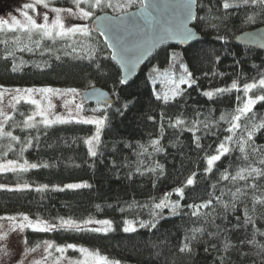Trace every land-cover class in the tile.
Segmentation results:
<instances>
[{"label":"trees","instance_id":"1","mask_svg":"<svg viewBox=\"0 0 264 264\" xmlns=\"http://www.w3.org/2000/svg\"><path fill=\"white\" fill-rule=\"evenodd\" d=\"M119 2L123 4L125 0ZM222 3L223 0H198L194 27L202 40L187 48H160L126 86L120 83V70L111 60L107 46L90 28L87 36L78 33L55 42L44 39L39 45L35 43L39 39L36 35L29 40L20 31H0V87L50 86L82 92L102 87L114 99L111 107L84 105L86 114L101 117L103 113L108 117L95 157L84 143L94 133L91 124L71 122L45 128L37 123L36 128L26 129L22 122L34 109L24 102L17 104L8 116L11 119L4 121V131H11L19 142L0 136V160H27L48 167L0 173L2 183L28 185L24 189H0V216L28 215L54 222L61 218L112 221V230L107 234L92 229L29 230V248L45 241L76 244L121 264H264V205L255 203L256 199L264 200V177L232 179L248 166L237 142L247 140V130L242 127L234 133L226 131L231 127L230 114L240 106L237 97H244L243 84L258 81L264 75V53L236 43L239 34L264 27V6L250 3L229 9L226 14ZM55 4L75 7L72 0H56ZM141 6L142 0H133L125 8L96 9L91 21L103 12L120 15ZM249 16L254 20L248 21ZM177 53L180 59H174ZM181 64L192 72L196 83L191 87L180 85L182 94L169 103L158 100L157 95L169 92L173 81L186 75ZM233 80L240 91L215 93L217 88L231 89ZM205 91H212L213 97L204 96ZM221 115L227 118L221 120ZM249 115H254L259 123L264 117V102L258 103ZM178 118L189 127L199 121V131L193 133L184 125L170 127V122ZM194 135L200 138L199 148ZM229 135L233 137L230 142L225 140ZM157 139L162 148L159 152L152 147V141ZM220 142H226L231 151L211 171H206V157L215 154ZM248 143L257 148L264 146V129L257 130ZM246 150L251 152L247 146ZM259 159V153L255 159L250 156L251 166L264 168ZM192 173L196 174L195 183L184 187V197L171 196L181 205L179 215L172 213L171 199L169 207H154L168 192L183 186ZM80 182L90 187L64 188ZM44 185L48 187L37 191ZM206 203L207 207L199 208L196 216L191 214L194 209L187 207ZM246 209L253 218L252 224L244 223ZM154 212L162 217L155 228L123 231L125 220L136 224L150 222ZM193 236L195 240H191ZM186 237L190 240V253L180 251L189 242ZM225 243L232 247L225 250Z\"/></svg>","mask_w":264,"mask_h":264},{"label":"snow or ice","instance_id":"2","mask_svg":"<svg viewBox=\"0 0 264 264\" xmlns=\"http://www.w3.org/2000/svg\"><path fill=\"white\" fill-rule=\"evenodd\" d=\"M51 0H32L31 3H25L23 5V10H21L20 15L23 17V20L18 19L16 16H12L10 20L8 19H0V31H4L7 29L11 32L20 31L27 34V37L29 40L32 39L33 35H36L39 37L38 40L35 41L37 45H39L40 40L48 39L55 42L57 38H67L70 36H75L78 33L83 34L87 36L89 34V30L85 27H79V26H68L65 23L64 16H62V13H66L68 16H76L77 19H84V18H91L93 16V9H104V8H125L128 7L133 0H125V3L121 4L119 0H116V3H113V0H72L73 5L75 6L76 11L74 12L73 8H60V7H50ZM196 3V0H186L184 4L181 5V12H182V21L180 25L177 28H165L163 30V33L166 35H179L185 40H191L196 34L187 26V21L196 19V16L193 13V5ZM261 5L264 6V0H223L222 8L225 10V13L227 14V11L229 9L233 8H239L242 5ZM87 4V10L85 8L81 7V5ZM41 6L43 9L48 10L52 13H55V18L52 19L48 15V11L40 12L38 11V7ZM33 13V14H30ZM37 17L42 20V22H38ZM99 20L100 18L97 17ZM248 21H253L254 17L249 16ZM103 20L106 22V26H111L113 28L118 27L119 25L124 24L126 21L121 18H117L115 20L110 19L109 17L105 16ZM128 23H134V20H128ZM218 39H224V37H217ZM19 39V38H17ZM23 50V49H21ZM127 49L122 48V61H124L128 65V70L131 72L132 68L134 67V62L131 60H127L124 53H126ZM59 59V57H57ZM174 59H180V54L177 53L174 55ZM218 59V58H217ZM181 67L184 68V73L186 75H182L178 82L173 81L174 87L169 90V92H165L163 96L157 95L158 100H163L164 103H169L170 100H175L176 97L180 96L182 94V90L180 89V85L187 84L189 87L194 85L196 83V79L193 77L192 72L188 70L187 67H185L183 64H181ZM16 68H13V71H15ZM126 80H121L120 83L124 84ZM235 89L237 91H240V88L238 87V84L235 80L231 83V89L229 88H217L215 89V93L217 94H224L226 92H229L230 90ZM258 89L259 91L254 93L253 90ZM243 93L244 97H237V100L240 102V106H238L234 113H231V119L228 121V123L231 124V127L226 129L229 133H234L236 130L241 129L242 127L247 130V140L239 139L237 142L239 143V151L242 153V159L245 161H248V166L246 168H241L235 176L232 177L233 180L235 179H241L244 180L246 177H253V179H259L261 177H264V168H256L252 167L251 163L252 161L249 160V157L252 156L253 159H255V154L259 153L260 159L259 163L264 165V146H261L259 148L253 147L248 142L252 141L254 134L259 129H264V117H261V120L259 123L256 122L254 115H249L253 113L254 108L258 103L264 102V75H261V78L258 81H254L253 83H247L245 82L243 84ZM7 91V90H5ZM14 95L12 97L13 100L17 104H19L21 101H24L27 104L35 105L36 111L28 115L26 119L22 122V127L26 129L36 128L37 123L42 124L45 128H49L54 124H67L71 123L73 120V114L69 112L68 118L62 117L60 115H55L54 118H50L53 116V113L51 112V109L55 107L54 104H52L51 100L48 98L49 94L51 95H62L66 93H72L73 95H79L76 89H67V90H60V89H52V88H25L20 89L16 88L13 90ZM33 93H40L43 94L44 99L47 100V107H45L40 101L33 98ZM249 93H253L252 95H249ZM203 95L211 99L214 95L212 91H205L203 92ZM4 93L0 92V101L3 100ZM108 107H111V104L108 105ZM83 111V104L77 103L75 104V112L76 116L74 117L76 123H83V124H94L96 126V130L93 136H91L88 139L84 140V143L89 146L88 151L89 154L93 157L97 155L96 152V146L100 142V136L101 131L103 127L105 126V122L108 119L106 114L101 115V118H82L79 116V113ZM23 115V113H21ZM0 116H4L6 120L11 119V117L6 116V114L0 110ZM40 117V120L37 121L36 118ZM151 119V117H149ZM227 117L226 115H221L220 119L225 120ZM246 118V119H245ZM244 119V123L242 124L241 121ZM199 121H193L188 126L187 122L183 119H176L174 123L170 122L169 126L173 128H178L181 125H184L185 127H188V130L193 131H199L198 128ZM21 126V125H17ZM204 127H208L207 124H204ZM47 134V133H45ZM163 134V125L161 126V135ZM0 136H7L13 141L19 142V138L17 136H14L11 131L5 132L3 127H0ZM199 137H196L194 135V141L196 142V146L199 148ZM233 137L231 135L227 136L225 138L226 141H232ZM31 142L29 141V146ZM160 141L153 140L152 141V147L155 149V151L159 152L162 151V148L159 147ZM247 148L251 149V152L246 150ZM10 147V146H9ZM23 151V149L21 150ZM230 148L227 146L226 142H220L218 146L215 149V154H209L206 157V164L207 168L206 171H211L214 164L221 159L222 156H225L230 152ZM48 167L47 164L44 165H38L36 163H29L27 160L23 162V164H17L16 161L8 160L7 163L0 164V172L4 171H16L19 169L20 171H27L29 168L36 169L38 167ZM158 167L161 168L162 166ZM154 171V170H153ZM195 173H192L189 177L186 179V183L181 186L174 189L177 196L183 198L184 193V187L191 186L195 183ZM225 179H227V175L224 176ZM3 185H0V188H3ZM23 187L27 188L28 185H24ZM47 185L42 186V188H37V191H42L43 188H47ZM90 187V185L84 183V184H66L64 185V188L67 189H79V188H87ZM253 188L256 187L254 184L252 186ZM63 190V189H60ZM240 189H237V192H239ZM235 196V193L233 194ZM255 203H259L261 205H264V200L256 199ZM156 209H163L166 207H169V195H165L159 203L155 204L154 206ZM171 211L174 215H179L180 212L178 211L181 208V205L179 201H174L171 203ZM187 207L194 209V211L191 213L193 216L198 215V210L201 207H207V203L204 205H187ZM228 206L225 205V208ZM233 208H235V204L232 205ZM162 218L160 216L159 212H154L152 214V221L150 222H139L140 228H146L151 227L155 228L157 223H159V219ZM9 220H15V217H8ZM239 219V218H237ZM21 223L18 225H14L15 228H19L20 230H23L24 228H31L34 231H51L53 229H72L77 231H82L83 228L80 223H77L76 221H73L71 219L64 220L63 218L60 219L59 224H50L48 222H41L37 221L36 223H33L28 216H23ZM92 223H98L101 225L106 226L103 229H93V231H103L105 234H107L108 231L111 230L112 221L110 220H99V221H93V220H86L84 221V224H92ZM245 224H252L254 223L252 216L248 215L247 209L245 210ZM124 227L123 231L125 233H134L137 231L136 226L132 223V221L125 220L124 221ZM195 231H200L199 229ZM264 235V233H262ZM5 236H0V240L5 239ZM186 242L183 244V246L180 248L181 252H191L192 249L190 247V240L188 237L185 238ZM196 237H191V240H195ZM46 248H52V244L45 241ZM69 249H76V245L68 244L66 246ZM230 247H232L231 244L225 243L224 248L225 250H228ZM261 249L264 250V245H261ZM207 251V249H205ZM3 251V254L5 256L9 255L6 249L0 250ZM36 248H31L28 250V252H35ZM57 252L63 253L65 251L64 247H57ZM79 252L82 253L85 257L83 261H79L78 264H89V259H91L94 264H120V261H110L108 257L101 255L98 251H89L87 248H79ZM25 259H27V254L25 255ZM23 264V261L21 262ZM33 264H40L39 261H33ZM57 264H59V261L57 260ZM71 264V262H70Z\"/></svg>","mask_w":264,"mask_h":264},{"label":"water","instance_id":"3","mask_svg":"<svg viewBox=\"0 0 264 264\" xmlns=\"http://www.w3.org/2000/svg\"><path fill=\"white\" fill-rule=\"evenodd\" d=\"M186 0H142V6L120 15L102 13L90 23V30L102 39L110 52L111 60L116 63L121 73V80H126L123 86L132 82L146 66L154 53L164 46L187 48L191 44L201 41L202 37L195 29L196 19L187 21V26L195 36L185 40L179 35L161 34L165 28H177L182 21L181 5ZM197 2L193 5V13L197 17ZM121 18L126 22L116 28L106 26L103 18ZM134 20V23H128ZM236 43L244 47L257 49L264 53V27L245 31L236 37ZM122 48L127 60L134 62L131 72L128 65L122 61ZM82 103L113 105L111 94L102 87H94L82 94Z\"/></svg>","mask_w":264,"mask_h":264},{"label":"rangeland","instance_id":"4","mask_svg":"<svg viewBox=\"0 0 264 264\" xmlns=\"http://www.w3.org/2000/svg\"><path fill=\"white\" fill-rule=\"evenodd\" d=\"M31 2L32 0H3L2 2L0 0V7H1L0 19L10 20L12 16H16L18 19L23 20V17L20 15L21 10H23V5L25 3H31ZM37 7H38V11L40 12L46 11L41 6H37ZM50 7H55V6L50 4ZM81 7L87 10L88 6L87 4H83L81 5ZM73 10L74 12L76 11L75 7H73ZM94 10L95 9H93V11ZM50 13L52 14L50 18L54 19L55 13H52V12ZM30 14H33V13L30 12ZM62 16H64L65 23L68 26H79V27H85L87 29L90 28V21L92 17L84 18V19H77L76 16H68L66 13H62ZM37 19H38V22H42V20H40L39 17H37ZM5 30L7 31V29ZM29 88H34V89L52 88V89H60L62 90V92L63 90H67L64 88L62 89V88H55V87H50V86L29 87ZM14 89L16 88L0 87V92L4 93L3 100L0 101V110H2L6 114V116H9L11 112L13 111V109L15 108V106H17V103L15 102V100L12 99L14 95V91H13ZM20 89H25V88H20ZM77 92L79 93V95H73L72 93H66V94H62L59 96L49 94L48 98L51 100L52 104L55 105V107L51 109L53 116L50 118H54L55 115H60L62 117L68 118V114L69 112H71L73 114L72 122H75V119H74V117L76 116L75 104L82 103V94H83L82 91L77 90ZM33 98L40 101L45 107H47V100L44 99L43 94L33 93ZM21 102H24V101H21ZM32 106L34 109L32 112L33 114L37 109L35 105H32ZM79 116L82 118H93V117L101 118L100 116L86 114L84 111V104H83V111L79 113ZM5 120L6 119L4 116H0V127L4 126L3 124ZM36 120L37 121L40 120V117H37ZM91 125H93L96 130V126L94 124H91ZM95 130H94V133H95ZM94 133L91 136H93ZM9 160H13V159H9ZM7 161L8 160H0V164L7 163ZM13 161H16L17 164H23V162H20L18 160H13ZM84 183L85 182L74 183V184H84ZM0 185L4 186L3 188H0V189H8V190H17V189L25 188L23 187L24 185H10L7 183H2V182H0ZM175 194L176 193L173 190V191L168 192L166 195H169V200H170L171 196ZM170 201H175V200L171 199ZM23 216L25 215L0 216V236L6 237L5 239L0 240V250L6 249L7 252L9 253V255L5 256L3 254V251H0V264H21L22 261H23V264H33V261H39L40 264H57V260L59 261V264H70V262L71 264H78L79 261H83L85 259L84 255L79 252V248L83 246L73 244V245H76V249H69L66 247L68 244L58 245L54 243L53 241H47L53 245L52 248H46V245L44 242L43 244L36 247L35 252H28V250L31 248L28 247L27 240H26V233L29 230L30 231H34V230L31 228H24L23 230H20L18 227L14 229V225H18L19 223L23 222L22 221ZM8 217H15L16 219L9 220ZM28 217L33 223H36L37 221H41V222H48L50 224H59L60 222V221L54 222V221H48V220H42V219H35L30 216ZM64 220H69V219H64ZM90 220L99 221V220H105V219H90ZM76 222L80 223L83 229L93 230V229H103L106 227L98 223L84 224V221H76ZM133 224L136 226V229L140 228L139 224H136V223H133ZM54 230H57V229H53L51 231H54ZM111 230H112V225H111ZM51 231H43V232H51ZM38 232H41V231H38ZM98 232L104 233L103 231H98ZM57 247H64L65 251L63 253L57 252L56 251ZM83 248H87V247H83ZM89 251H95V250L89 249ZM26 254H27V259H25ZM109 260L114 261L111 259ZM89 264H94V262L91 259H89Z\"/></svg>","mask_w":264,"mask_h":264},{"label":"flooded vegetation","instance_id":"5","mask_svg":"<svg viewBox=\"0 0 264 264\" xmlns=\"http://www.w3.org/2000/svg\"><path fill=\"white\" fill-rule=\"evenodd\" d=\"M2 1H3V0H1V2H2ZM55 3H56V0H51V2H50V4H51V5H54L55 7L65 8V7H61V6H59V5H56ZM0 9H1V7H0ZM46 11H48V10H46ZM94 11L96 12V9H95ZM103 13H104V12H103ZM100 14H102V13H100ZM100 14H99V15H100ZM48 15H49V16H52V14H51L49 11H48ZM97 16H98V15H97ZM90 23H91V22H90Z\"/></svg>","mask_w":264,"mask_h":264}]
</instances>
